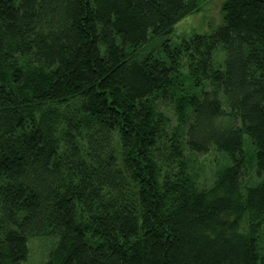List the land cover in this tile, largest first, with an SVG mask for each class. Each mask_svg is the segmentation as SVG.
<instances>
[{"label": "trees", "instance_id": "obj_1", "mask_svg": "<svg viewBox=\"0 0 264 264\" xmlns=\"http://www.w3.org/2000/svg\"><path fill=\"white\" fill-rule=\"evenodd\" d=\"M208 1L0 0V264H264V0L172 44Z\"/></svg>", "mask_w": 264, "mask_h": 264}, {"label": "rangeland", "instance_id": "obj_2", "mask_svg": "<svg viewBox=\"0 0 264 264\" xmlns=\"http://www.w3.org/2000/svg\"><path fill=\"white\" fill-rule=\"evenodd\" d=\"M226 0H210L206 3L201 12L189 16L182 20L175 27L174 33L171 36V43L178 44L181 39L189 38L194 34L208 35L210 34L219 24H221L222 14L221 9ZM218 54V53H217ZM216 54V59L222 55ZM212 159V156L200 157L199 165L202 167L200 172L204 175L210 174L209 170L211 165L205 164ZM48 242V241H47ZM46 241H33L31 244V253L27 264H41L47 253L48 245Z\"/></svg>", "mask_w": 264, "mask_h": 264}]
</instances>
